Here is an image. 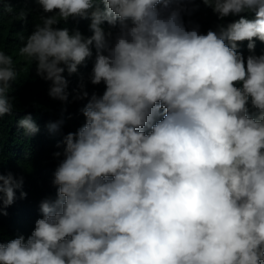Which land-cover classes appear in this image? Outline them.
Returning a JSON list of instances; mask_svg holds the SVG:
<instances>
[{"label": "clouds", "instance_id": "1", "mask_svg": "<svg viewBox=\"0 0 264 264\" xmlns=\"http://www.w3.org/2000/svg\"><path fill=\"white\" fill-rule=\"evenodd\" d=\"M202 2L219 21L239 18L201 33L180 0H38L51 15L20 37L19 55L49 97L68 100L63 73L93 49L88 79L105 88L73 90L85 122L54 153L55 199L41 201L27 238L0 243V264H264V0ZM70 17L91 35L57 27ZM18 77L0 51V117ZM16 124L39 132L31 115ZM22 184L0 175L2 214Z\"/></svg>", "mask_w": 264, "mask_h": 264}, {"label": "trees", "instance_id": "2", "mask_svg": "<svg viewBox=\"0 0 264 264\" xmlns=\"http://www.w3.org/2000/svg\"><path fill=\"white\" fill-rule=\"evenodd\" d=\"M8 3L13 7V13H5L3 5ZM186 11L182 13V19L186 27L199 25L201 33L209 29H215L218 23H230L239 17H227L219 21L211 8L206 7L202 0H180ZM25 12L24 19H20V12ZM55 11V10H54ZM44 14L38 0H0V51L11 55L19 73V77L12 84L10 96L13 98L14 108L11 115L0 117V175L12 173L17 179L22 178V187L16 190L14 203L3 209L6 215L0 212V243H6L18 235L27 238L34 229L35 221L41 218L39 205L44 199H55L56 188L52 184L53 173L58 164L56 152H62L64 148L63 137L69 132H75L81 127L85 118L81 109L87 102L74 100L73 90L83 83L89 93L102 95L104 84L92 85L88 79L91 72L93 56L87 58L78 66L77 73H63L68 81L67 91L69 97L66 102L54 100L48 95L49 83L36 76L35 65L19 55V48L23 46L21 36L27 37L39 23V17ZM247 15L251 18V14ZM90 21L69 18L61 21L57 27L68 28L71 32L78 29L84 36H90ZM106 31L109 26L103 25ZM115 31L114 29L112 30ZM239 51L247 56V41L238 42ZM264 52V43L255 41V54ZM251 110V109H250ZM25 115H31L39 127V132L26 136L22 129L17 127L16 121ZM63 121L61 130L52 133L47 125L50 122ZM26 193L21 198L20 192Z\"/></svg>", "mask_w": 264, "mask_h": 264}]
</instances>
